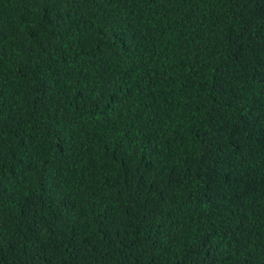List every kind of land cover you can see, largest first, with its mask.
Returning a JSON list of instances; mask_svg holds the SVG:
<instances>
[{
	"label": "trees",
	"instance_id": "obj_1",
	"mask_svg": "<svg viewBox=\"0 0 264 264\" xmlns=\"http://www.w3.org/2000/svg\"><path fill=\"white\" fill-rule=\"evenodd\" d=\"M0 264H264V0H0Z\"/></svg>",
	"mask_w": 264,
	"mask_h": 264
}]
</instances>
